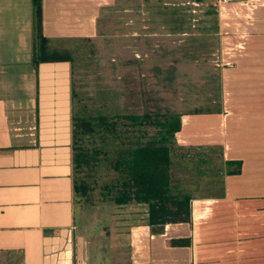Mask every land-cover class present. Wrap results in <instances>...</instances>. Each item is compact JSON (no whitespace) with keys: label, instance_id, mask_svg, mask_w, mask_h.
Returning a JSON list of instances; mask_svg holds the SVG:
<instances>
[{"label":"crops","instance_id":"0c3cea01","mask_svg":"<svg viewBox=\"0 0 264 264\" xmlns=\"http://www.w3.org/2000/svg\"><path fill=\"white\" fill-rule=\"evenodd\" d=\"M217 2L220 33L244 52L227 76L254 90V107L181 116L176 147L217 151L224 186L192 195L190 222L154 232L136 202L125 204L122 224L120 209L78 207L73 64L36 71L33 0H0V264H264V0ZM102 8L103 0H42L49 49L70 55L72 40L97 33ZM231 160L239 174L226 173L237 167ZM177 239L188 243H169Z\"/></svg>","mask_w":264,"mask_h":264},{"label":"rangeland","instance_id":"374dc122","mask_svg":"<svg viewBox=\"0 0 264 264\" xmlns=\"http://www.w3.org/2000/svg\"><path fill=\"white\" fill-rule=\"evenodd\" d=\"M217 1L103 0L97 33L69 44L75 114L147 113L162 120L170 113L220 112L227 103L231 109L253 108L254 96L248 93L254 90L235 87L227 76L228 66L239 63L244 52L220 33ZM123 122L119 128L125 142L136 136L146 140L160 129L146 125L132 132ZM176 146L172 170L179 187L191 195L220 192L219 153ZM114 178L116 173L99 167L90 180L92 190L78 207L120 209L122 224L128 207L103 195Z\"/></svg>","mask_w":264,"mask_h":264},{"label":"trees","instance_id":"16d2710c","mask_svg":"<svg viewBox=\"0 0 264 264\" xmlns=\"http://www.w3.org/2000/svg\"><path fill=\"white\" fill-rule=\"evenodd\" d=\"M33 6L35 70L42 62H73L71 54L61 55L49 49L48 39L42 32V0H33ZM72 95L74 104L75 93L72 92ZM84 112L75 114L74 106L72 166L76 197L81 200L88 197L92 190L91 178L99 167H105L116 173V178L105 186V199L117 205L130 202L147 205L148 223L154 232L162 230L167 223L190 222L192 195L179 187V176L172 170V150L176 133L182 127V114L170 113L164 115L162 120H154L147 113L119 116L102 111L96 114ZM122 120L132 132L146 125H156L160 129L146 140H143V136L132 135L134 139L125 142L119 128ZM233 164H237V167L228 169L227 174L240 173L241 162H227L228 166ZM169 243L181 246L188 241L177 239Z\"/></svg>","mask_w":264,"mask_h":264},{"label":"built area","instance_id":"2783aa9c","mask_svg":"<svg viewBox=\"0 0 264 264\" xmlns=\"http://www.w3.org/2000/svg\"><path fill=\"white\" fill-rule=\"evenodd\" d=\"M219 1V3H221V2H226L227 0H218Z\"/></svg>","mask_w":264,"mask_h":264}]
</instances>
